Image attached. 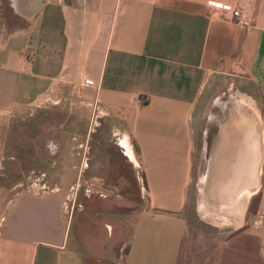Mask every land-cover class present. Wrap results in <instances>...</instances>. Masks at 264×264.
Instances as JSON below:
<instances>
[{
	"label": "crops",
	"instance_id": "crops-1",
	"mask_svg": "<svg viewBox=\"0 0 264 264\" xmlns=\"http://www.w3.org/2000/svg\"><path fill=\"white\" fill-rule=\"evenodd\" d=\"M5 10L0 117L65 87L86 127L100 115L120 154L121 139L131 149L145 201L116 264H264V0H5ZM216 100L205 143L200 117ZM190 220L217 230L200 262L184 254ZM69 231L58 193L0 188V264H82Z\"/></svg>",
	"mask_w": 264,
	"mask_h": 264
},
{
	"label": "rangeland",
	"instance_id": "rangeland-1",
	"mask_svg": "<svg viewBox=\"0 0 264 264\" xmlns=\"http://www.w3.org/2000/svg\"><path fill=\"white\" fill-rule=\"evenodd\" d=\"M5 11V0H0L1 25ZM54 91L22 117H0V188L31 191L38 184H56L70 225L66 250L73 238V250L82 264H116L126 248L135 213L145 201L142 179L128 162L127 158L131 159L122 139L119 144L127 158L115 145L118 135L101 123L100 115L89 116L86 127L84 106L76 107L65 87ZM218 105V100L214 105L211 101L204 105L199 141L209 143L213 138L216 116L211 117L209 125L204 124L206 114ZM199 141L193 155L192 182L197 179L205 153L199 154ZM60 167V174L54 173ZM192 220L186 226L184 254L188 262H200L217 239L216 234L213 239L208 232L217 230L202 223L198 229Z\"/></svg>",
	"mask_w": 264,
	"mask_h": 264
},
{
	"label": "built area",
	"instance_id": "built-area-1",
	"mask_svg": "<svg viewBox=\"0 0 264 264\" xmlns=\"http://www.w3.org/2000/svg\"><path fill=\"white\" fill-rule=\"evenodd\" d=\"M230 18L234 23L244 28H248L250 25L249 18L238 8H234L230 10ZM42 175L43 174H40L39 177H42ZM57 190L58 188L54 184L52 186H47L44 183H42L41 185L38 184L34 186L31 191L39 194H47V193H55L57 192Z\"/></svg>",
	"mask_w": 264,
	"mask_h": 264
},
{
	"label": "bare ground",
	"instance_id": "bare-ground-1",
	"mask_svg": "<svg viewBox=\"0 0 264 264\" xmlns=\"http://www.w3.org/2000/svg\"><path fill=\"white\" fill-rule=\"evenodd\" d=\"M123 144H124V147L126 148V153H127V155L130 157L132 163H133L135 166H137L136 161L134 160V157H133V155H132L131 149H130V147H129L127 141L124 140V143H123ZM260 166H261V165H260ZM259 171H260V170H259ZM200 195H201V194H200ZM201 207H202V206H201Z\"/></svg>",
	"mask_w": 264,
	"mask_h": 264
},
{
	"label": "trees",
	"instance_id": "trees-1",
	"mask_svg": "<svg viewBox=\"0 0 264 264\" xmlns=\"http://www.w3.org/2000/svg\"><path fill=\"white\" fill-rule=\"evenodd\" d=\"M125 250H126V248H125Z\"/></svg>",
	"mask_w": 264,
	"mask_h": 264
}]
</instances>
